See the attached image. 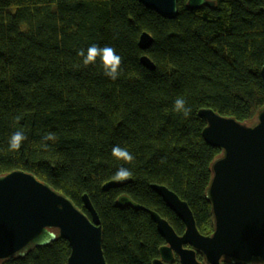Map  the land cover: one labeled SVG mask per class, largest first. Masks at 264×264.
Returning a JSON list of instances; mask_svg holds the SVG:
<instances>
[{"label":"trees","instance_id":"16d2710c","mask_svg":"<svg viewBox=\"0 0 264 264\" xmlns=\"http://www.w3.org/2000/svg\"><path fill=\"white\" fill-rule=\"evenodd\" d=\"M144 32L153 37L147 50L139 46ZM92 44L122 57L116 80L99 58L83 66L78 51ZM263 66L264 0L197 8L178 0L175 18L140 0H0V174L32 172L89 215L87 194L102 221L107 264H152L166 242L136 205L183 234V221L152 188L165 185L188 203L202 234L214 232L206 190L222 149L204 139L199 111L255 122L264 107ZM177 98L191 108L187 118L174 111ZM15 131L27 137L19 151L9 149ZM49 132L56 140L44 149ZM117 145L134 156L131 164L112 155ZM120 166L130 181L104 190ZM122 195L133 204H119ZM70 252L58 236L2 264H67Z\"/></svg>","mask_w":264,"mask_h":264},{"label":"water","instance_id":"95a60500","mask_svg":"<svg viewBox=\"0 0 264 264\" xmlns=\"http://www.w3.org/2000/svg\"><path fill=\"white\" fill-rule=\"evenodd\" d=\"M140 1L166 18L178 14L173 10L178 8V0ZM188 5L213 6L214 0H188ZM152 43L153 37L142 33L140 48L147 50ZM141 62L155 69L147 55ZM262 76L264 79V66ZM199 114L206 121L204 139L222 149L212 164L213 176L206 190L214 232L202 234L186 201L165 185H152L185 225L183 234H178L159 213L136 205L150 214L166 242L152 264H172L176 257L179 264H264V107L251 124L211 108L201 109ZM129 181L114 179L103 189L121 187ZM83 201L89 215L32 172L17 169L0 174V264L5 259L23 257L58 236L70 244L67 264H107L102 221L87 194ZM118 203L132 202L122 195Z\"/></svg>","mask_w":264,"mask_h":264},{"label":"clouds","instance_id":"9594fccd","mask_svg":"<svg viewBox=\"0 0 264 264\" xmlns=\"http://www.w3.org/2000/svg\"><path fill=\"white\" fill-rule=\"evenodd\" d=\"M204 2V0H200ZM178 11V8L173 9ZM78 55L82 57V64L84 67L89 65H95L97 58H99L100 64L103 68V74L112 79L116 80L120 76V66L122 63V57L118 55L113 47L104 46L100 47L97 44H92L86 50L80 49ZM174 111L182 113L184 117H188L191 113V108L186 106V101L183 98H177L174 101ZM27 139L26 135L22 131H15L9 139V149L11 151H19L22 143ZM55 134L49 132L42 137L41 147L47 149L49 147L47 141H55ZM112 155L119 161H123L125 164H131L134 160V156L126 149L120 146H114L112 148ZM132 172L130 169L120 166L114 176L116 181H123L131 178ZM210 195V194H209Z\"/></svg>","mask_w":264,"mask_h":264},{"label":"bare ground","instance_id":"6f19581e","mask_svg":"<svg viewBox=\"0 0 264 264\" xmlns=\"http://www.w3.org/2000/svg\"><path fill=\"white\" fill-rule=\"evenodd\" d=\"M210 6V5H209ZM150 9V8H149ZM155 11V10H154Z\"/></svg>","mask_w":264,"mask_h":264}]
</instances>
